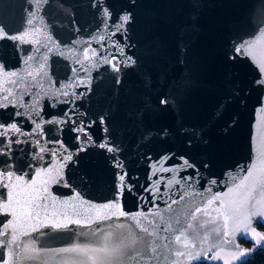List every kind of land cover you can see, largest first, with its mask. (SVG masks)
<instances>
[{
    "label": "water",
    "instance_id": "95a60500",
    "mask_svg": "<svg viewBox=\"0 0 264 264\" xmlns=\"http://www.w3.org/2000/svg\"><path fill=\"white\" fill-rule=\"evenodd\" d=\"M0 27V264L264 249V0H0Z\"/></svg>",
    "mask_w": 264,
    "mask_h": 264
},
{
    "label": "snow or ice",
    "instance_id": "6c2138e0",
    "mask_svg": "<svg viewBox=\"0 0 264 264\" xmlns=\"http://www.w3.org/2000/svg\"><path fill=\"white\" fill-rule=\"evenodd\" d=\"M94 6L95 7H99L100 5L97 2ZM104 15L105 16L110 15V13L107 11V8H105V10H104ZM128 20H129V16L128 15H124V16L120 17V21H122L123 23H127ZM29 23H31V21H29ZM0 39L22 40L23 37L22 36H12L9 33H7L2 27H0ZM237 51H239V49ZM93 55H95V53H93ZM115 70L119 71V68H115ZM261 70L264 71V68H262ZM12 75H15V74L13 73ZM5 99H7V97H5ZM160 103L161 104H167V100L166 99H162L160 101ZM11 129L18 131V129H16V125L15 124L11 125ZM81 131H82V129H81ZM104 146L105 145H103V144L101 145V147H104ZM108 150L112 151L113 149L109 148ZM253 167L255 168V165H253ZM251 175H252V173L249 172V176H251ZM247 179H248V177H245V180H247ZM120 181H121V183H123V181H124V176L123 175L120 176ZM259 183L261 184L262 187H264V180L259 181ZM251 190L252 189H249V192H251ZM216 199H219V197H217ZM111 206L115 207V205H111ZM105 207H109V205H106ZM10 210H11L12 214L15 216L16 215V210L14 208H11V204L10 203H5L2 206V211L4 213H8ZM121 215H124V213L121 212ZM56 226L59 227L60 225H56ZM4 228L5 229L14 228V223L10 221L9 223L4 225ZM0 235H2V233H0ZM261 239H264V237H261ZM13 240L15 241V237H13ZM179 240H180V237H177V241H179ZM71 251H75V249H72ZM100 251L103 252V251H106V250L105 249H101ZM5 264H7V262H5Z\"/></svg>",
    "mask_w": 264,
    "mask_h": 264
},
{
    "label": "trees",
    "instance_id": "16d2710c",
    "mask_svg": "<svg viewBox=\"0 0 264 264\" xmlns=\"http://www.w3.org/2000/svg\"><path fill=\"white\" fill-rule=\"evenodd\" d=\"M257 226L260 227L259 224ZM239 242L245 247H249L251 245L249 241H246L244 239H241ZM200 264L208 263L201 262ZM242 264H264V249L257 250L251 259L243 262Z\"/></svg>",
    "mask_w": 264,
    "mask_h": 264
},
{
    "label": "rangeland",
    "instance_id": "374dc122",
    "mask_svg": "<svg viewBox=\"0 0 264 264\" xmlns=\"http://www.w3.org/2000/svg\"><path fill=\"white\" fill-rule=\"evenodd\" d=\"M241 239H242V238H239V239H238V242H239ZM239 243H240V242H239ZM195 264H200V263H195Z\"/></svg>",
    "mask_w": 264,
    "mask_h": 264
},
{
    "label": "built area",
    "instance_id": "2783aa9c",
    "mask_svg": "<svg viewBox=\"0 0 264 264\" xmlns=\"http://www.w3.org/2000/svg\"><path fill=\"white\" fill-rule=\"evenodd\" d=\"M198 263H201V262H198ZM195 264V263H194Z\"/></svg>",
    "mask_w": 264,
    "mask_h": 264
},
{
    "label": "flooded vegetation",
    "instance_id": "af4514ba",
    "mask_svg": "<svg viewBox=\"0 0 264 264\" xmlns=\"http://www.w3.org/2000/svg\"><path fill=\"white\" fill-rule=\"evenodd\" d=\"M259 228H262L261 226Z\"/></svg>",
    "mask_w": 264,
    "mask_h": 264
}]
</instances>
